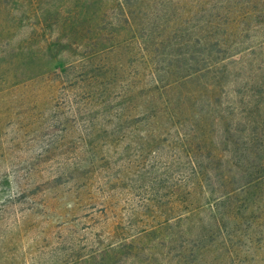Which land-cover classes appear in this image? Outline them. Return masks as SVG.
Returning a JSON list of instances; mask_svg holds the SVG:
<instances>
[{"label": "rangeland", "instance_id": "374dc122", "mask_svg": "<svg viewBox=\"0 0 264 264\" xmlns=\"http://www.w3.org/2000/svg\"><path fill=\"white\" fill-rule=\"evenodd\" d=\"M0 264H264V0H0Z\"/></svg>", "mask_w": 264, "mask_h": 264}]
</instances>
